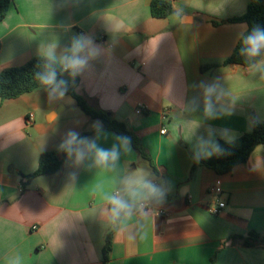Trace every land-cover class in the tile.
<instances>
[{"label": "crops", "instance_id": "obj_1", "mask_svg": "<svg viewBox=\"0 0 264 264\" xmlns=\"http://www.w3.org/2000/svg\"><path fill=\"white\" fill-rule=\"evenodd\" d=\"M152 1L14 0L0 22V72L49 49L62 71L73 38H89L98 54L62 79L77 78L75 90L91 107L126 123L155 168L121 145L115 169L95 166L92 154L80 163L73 155L57 173L28 180L43 153H61L68 131L104 147L119 143L104 133H117L98 131L76 101L50 100L47 88L0 100V264H103L105 234L115 227L105 197L140 171L166 194L119 221L111 264H264V248L239 239L264 234V144L230 173L192 168L201 138L235 140L264 123L262 74L221 65L248 27L227 20L245 14L250 0H168L173 12L164 18L153 17ZM202 81L218 85L213 116L196 86Z\"/></svg>", "mask_w": 264, "mask_h": 264}, {"label": "clouds", "instance_id": "obj_2", "mask_svg": "<svg viewBox=\"0 0 264 264\" xmlns=\"http://www.w3.org/2000/svg\"><path fill=\"white\" fill-rule=\"evenodd\" d=\"M239 39L241 44L239 49L240 55L248 61H254V63L250 64V67L260 72L262 78H264V59H256L264 56V27L256 25L250 31H242ZM90 43V39L85 36L74 37L69 50L71 54L60 57L59 63L62 65V71L68 72L72 77L80 74L88 66L89 59L98 54L96 49L89 47ZM81 53L85 54L81 55ZM46 56L49 61L45 65L47 71L36 73V79L42 85L50 87V100L53 98L62 99L68 92L70 83L66 79L57 80V72L52 64L56 59L54 51L49 49ZM216 79L218 80L219 78ZM196 86L202 89L205 113L208 116L215 115L212 97L216 93L217 83H205L202 81ZM192 102L194 106L199 107L197 98L194 97ZM94 127L99 131L103 127L102 122H95ZM104 135L105 138L109 135L113 136L115 141L119 143H113L110 147H104L97 143L96 138L81 137L75 130H70L67 133V138L59 147L66 150L68 156L74 155L77 163L84 161L89 154H92L95 166L103 167L104 169H115L116 162L120 158V146H123L125 152L130 153L132 151L131 138L126 135L107 132ZM225 139L228 143L234 141V137L227 134L225 135ZM213 154L225 155L226 150L214 140H204L201 138L195 156L196 162H199L201 155L210 157ZM122 184V188H116L105 197L108 206L105 211L108 212L109 219L113 222L129 220L134 216L135 212L141 211L142 207H137V202H148L153 199L163 200L166 194V189L157 184L155 178L150 173L144 171L126 177L122 181Z\"/></svg>", "mask_w": 264, "mask_h": 264}, {"label": "trees", "instance_id": "obj_3", "mask_svg": "<svg viewBox=\"0 0 264 264\" xmlns=\"http://www.w3.org/2000/svg\"><path fill=\"white\" fill-rule=\"evenodd\" d=\"M13 1L14 0H0V22L5 20L11 6L13 5ZM150 7L153 17L156 18L167 17L173 12L172 4L168 0H153ZM227 21L233 23H246L248 26L246 31H250L256 25L264 27V0H250L245 14L231 18ZM214 23L217 24L216 22ZM240 47L241 44L239 40L231 56L221 65L240 64L250 67V64L254 63V61H248L245 57L241 56L239 51ZM262 57L256 59L260 60ZM47 63H49L47 56H37L30 59L22 66L10 67L2 70L0 72V100L14 99L39 87L50 89L49 86L42 85L36 79V73L47 71L45 68ZM52 64L57 72V80L62 79V71L59 64L56 61H53ZM219 65L220 64H217L211 67H217ZM77 83V78L70 83L66 95L75 99L82 111L91 119L102 122V129L111 130L118 135L122 134L130 137L131 145L149 161L151 168L155 170L154 164L145 149L142 147L139 138L128 129L127 124L115 119L112 114L106 111L97 110L91 107L86 99L76 92L75 88ZM87 134V132H84L80 136L85 137ZM219 144L226 150L225 155L214 154L211 157H200L199 162H196L194 158L192 168L195 169L197 166H203L214 170L217 174L223 175L233 171L236 166L245 164L255 148L258 145L264 144V123L254 122L251 132L243 134L232 143L221 140ZM67 156L68 153L64 149L60 154L56 152L43 153L40 158L38 169L33 174L23 175V177L31 180L33 177L36 178L40 175L55 174L61 169L64 159ZM118 223L119 221L115 222V227L105 234L103 264H111L110 253L112 250L113 233ZM237 238L238 237H235V239ZM239 239L242 240V244L245 247L264 248V234H260L256 231H251L247 236L239 237Z\"/></svg>", "mask_w": 264, "mask_h": 264}, {"label": "built area", "instance_id": "obj_4", "mask_svg": "<svg viewBox=\"0 0 264 264\" xmlns=\"http://www.w3.org/2000/svg\"><path fill=\"white\" fill-rule=\"evenodd\" d=\"M33 117H34V115L33 114H31L30 115V120H33ZM161 133L162 134H165L166 133V129H163L162 131H161ZM212 191L213 192H216V189L214 188V189H212ZM150 202L148 201V202H141L140 204H139V207H142V209H147V208H150ZM225 207V203H223V202H220L219 203V206H218V208H212V209H210V211L213 213V214H217L218 212H219V209H221V208H224ZM161 213H165V212H161Z\"/></svg>", "mask_w": 264, "mask_h": 264}, {"label": "rangeland", "instance_id": "obj_5", "mask_svg": "<svg viewBox=\"0 0 264 264\" xmlns=\"http://www.w3.org/2000/svg\"><path fill=\"white\" fill-rule=\"evenodd\" d=\"M65 96H67V99H66V100H69L70 102L75 103V99H73V98L70 97L69 95H65Z\"/></svg>", "mask_w": 264, "mask_h": 264}]
</instances>
